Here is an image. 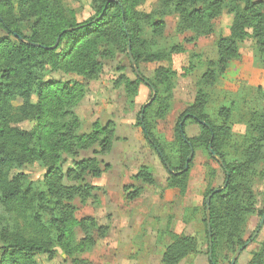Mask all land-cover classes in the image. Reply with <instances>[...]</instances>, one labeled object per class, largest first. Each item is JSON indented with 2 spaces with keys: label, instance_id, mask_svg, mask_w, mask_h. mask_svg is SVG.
Masks as SVG:
<instances>
[{
  "label": "trees",
  "instance_id": "trees-1",
  "mask_svg": "<svg viewBox=\"0 0 264 264\" xmlns=\"http://www.w3.org/2000/svg\"><path fill=\"white\" fill-rule=\"evenodd\" d=\"M90 1L94 16L78 23L75 11L64 9L63 0H0V32L5 34L0 37V264H38L36 256L40 255L52 261L57 249L65 256L73 257L93 247V231L101 238L106 234L107 228L97 226L92 218L76 220L75 207L71 202L77 199L83 204L94 199L96 188L87 183L86 178L99 179L110 169L108 164L102 168L97 157L110 153L115 140V125L111 121L103 127L95 124L92 132L78 133L81 122L74 109L86 95L85 83L73 82L70 78L48 80L46 76L60 73L83 81H95L103 70L101 60L112 59L117 53L127 54L128 47L137 68L140 62L154 63L161 57L157 54L143 55L139 51L142 44L140 14L135 12V8L144 0ZM161 2L165 9H171L177 16L180 32L193 33L192 40L211 34L213 21L223 13L232 16L228 36L220 37L216 43V66L220 72L238 58L239 43L246 39H252L256 51L264 55V1ZM28 23H31L30 36H25L23 29ZM164 27L163 22L152 24L156 35H161ZM57 40L54 50L44 49L54 46ZM180 51L178 47L172 49V52ZM192 68L185 70V76ZM140 76L147 84L136 76L134 81L120 76L116 85L119 87L122 84L126 94H135L140 84L156 91L154 101L145 109L141 108L136 126L141 129L143 138L168 174L165 189L176 190L183 196L194 152L202 149L214 161L208 152L209 145L228 172L226 188L210 200L212 260H208V264H217L215 252L223 242L230 245L233 254L244 245L241 228L246 219L255 213L254 196L249 185L243 187L241 181L248 183L245 178L250 180L254 176V167L264 164V83L252 88L262 106L248 115L241 164L230 166L223 155V149L232 135L229 124L231 111L220 109L218 116L223 122L212 123L205 112L207 101L201 90L177 118L172 141L177 158L173 163L155 138L152 126L170 113L177 73L159 67L151 78ZM217 76V72L210 69L200 81L210 87ZM140 115L143 116L142 122ZM23 122H32V128H18V124ZM187 123L199 126L197 136H186ZM94 148L92 157L77 159L79 152ZM191 151L192 160L188 170L183 171ZM66 156L71 158V162L64 170ZM165 164L169 165L172 174ZM34 165L44 170L39 186L24 172ZM223 173L225 183L224 170ZM258 174L264 180V172ZM134 179L149 186L155 182L147 167H141ZM214 190L209 188L205 199ZM242 191L247 196L245 200L240 197ZM124 192L127 193L126 199L133 201L139 197L140 191L135 188L129 192L127 187ZM263 211L259 212L260 216ZM203 223L208 257L209 234L206 220ZM76 228L84 233V238L77 244L74 240ZM169 236L171 242L162 253L161 264H179L197 252L194 237L172 233ZM247 264H264V241Z\"/></svg>",
  "mask_w": 264,
  "mask_h": 264
},
{
  "label": "rangeland",
  "instance_id": "rangeland-1",
  "mask_svg": "<svg viewBox=\"0 0 264 264\" xmlns=\"http://www.w3.org/2000/svg\"><path fill=\"white\" fill-rule=\"evenodd\" d=\"M264 1V0H254ZM66 11L76 13L78 23L94 16L90 0H63ZM140 14L141 28L139 51L143 54H157L161 60L154 63L140 62L138 69L145 78H151L159 67L167 68L177 73L173 82L172 106L164 120L156 121L153 134L165 148L171 162L177 158V150L173 141V130L179 115L194 101L196 93L201 90L206 96V109L210 121L221 124L223 119L218 116L220 109L231 111L229 124L231 138L223 149L225 161L230 165L241 164L243 138L246 135L247 120L250 112L259 110L262 103L252 88L264 83V55H260L252 39L239 43V56L229 66L220 72L216 43L220 37L228 36L232 16L223 13L213 21L212 33L194 37L191 32H180L177 16L171 9H165L161 0H144L136 8ZM142 16H147L144 19ZM163 22L165 27L161 35L153 32L152 24ZM28 23L24 26L23 35L30 36ZM5 36L0 32V37ZM178 47L180 52H172ZM103 70L95 81H83L76 76H64L54 73L46 79L67 80L86 85V97L74 109L81 124L78 133L87 134L93 131L94 125L103 127L107 122L115 125V140L110 153L98 156L101 167L108 164L110 169L101 178H86L87 183L96 189L94 199L81 204L77 199L71 202L75 207L74 217L80 221L92 218L97 226L106 227L104 237H99L93 231V247L84 253L67 257L57 249L54 260L46 256H36L38 264H160L159 256L171 242L169 233L194 237L197 240V252L182 260L180 264H208L207 238L205 234L206 220L204 201L209 188L220 189L224 183V173L220 166L212 161L206 151L199 149L194 152L190 165L189 180L186 193L181 196L176 190H166L168 174L155 152L143 138L141 129L136 126L138 114L151 99L152 92L140 84V91L126 94L124 86L116 82L120 76L134 81L135 75L126 53H117L114 58L101 60ZM213 64L210 66L209 64ZM194 67V68H192ZM193 70L185 76L186 71ZM215 70L218 76L210 86L201 83V77L207 70ZM163 92L164 89L161 88ZM94 104L90 112V102ZM131 123V124H130ZM32 122L18 124L22 130H30ZM198 125L187 123L185 134L188 138L199 134ZM94 149L79 152L77 159L92 157ZM65 170L70 166L71 158L65 157ZM141 167H147L154 178L152 186L136 181L134 176ZM255 174L249 180L241 181L243 187L249 185L254 196L255 213L246 219L241 228V238L247 242L259 225V212L264 209V180L259 172H264V164L254 167ZM30 179L39 186L44 170L34 165L24 170ZM129 192L139 189V197L133 201L126 199L124 188ZM243 200L247 199L242 191ZM1 212V209H0ZM84 238V233L74 229L75 243ZM226 241V239H223ZM264 241V223L256 238L240 254L235 264H247L252 255L258 252ZM230 245L225 242L215 252L217 264H230L233 257Z\"/></svg>",
  "mask_w": 264,
  "mask_h": 264
},
{
  "label": "water",
  "instance_id": "water-1",
  "mask_svg": "<svg viewBox=\"0 0 264 264\" xmlns=\"http://www.w3.org/2000/svg\"><path fill=\"white\" fill-rule=\"evenodd\" d=\"M20 41H23L22 38H19ZM57 43H58V40L56 41L55 45L52 46V47H44V49L46 50H54L57 46ZM37 47H41V46H38V45H35ZM127 54H128V57H129V60H130V63H131V66H132V69H133V72L135 74V76L140 79V80H143L145 83L146 81L144 79L141 78L140 76V73H139V70L132 58V55H131V49L130 47L127 48ZM147 84V83H146ZM151 92H152V96H151V99L148 101V103L143 106V109H145V107L149 106L155 99V96H156V91L153 89V88H150ZM139 119H140V122H142V119H143V116L140 115L139 116ZM202 125L204 123H201ZM208 152L211 154V157L212 159L221 167L222 170H224V172L226 173V181L225 183L223 184L222 188L220 189H217V190H214L212 194H210L206 200H205V216H206V226H207V232L209 234V252H208V260L209 262H211L212 260V251H211V246H212V243H211V239H210V200L212 198V196L216 193H219L221 191H223L226 186H227V182H228V178H229V175H228V172L227 170L225 169V166L222 162V160L220 159V157H218L213 151H212V147L211 145H209L208 147ZM192 157H193V151H191L190 155L188 156L187 160H186V163H185V167H184V170L183 171H187L188 170V164L189 162L192 160ZM165 168L167 169V171L169 173H173V171L170 169L169 165L168 164H165ZM264 223V211H263V214L261 216V219H260V222H259V225L257 226V229L255 230V232L253 233V235L251 236V238L244 243V245L242 247H240L236 252L235 254L233 255L231 261H230V264H235L237 259L239 258L240 254L246 249V247L256 238V236L258 235V233L260 232V228L261 226L263 225Z\"/></svg>",
  "mask_w": 264,
  "mask_h": 264
},
{
  "label": "crops",
  "instance_id": "crops-1",
  "mask_svg": "<svg viewBox=\"0 0 264 264\" xmlns=\"http://www.w3.org/2000/svg\"><path fill=\"white\" fill-rule=\"evenodd\" d=\"M259 86H262V85H259ZM139 89H140V86L138 87V91H140ZM86 93H87V92H86ZM85 97H86V95H85ZM85 97H84V99H85ZM84 99H83V100H84ZM83 100H82V101H83ZM92 101H93V100H91V102H90V112H93V111H92V108H93L94 104H92V103H93ZM130 124H131V123H130ZM141 133H142V132H141ZM163 252H164V249L162 250V252H161V254H160V256H159V262L161 261V256H162V253H163ZM181 262H182V261H181ZM181 262H180V263H181ZM180 263H179V264H180ZM160 264H161V263H160Z\"/></svg>",
  "mask_w": 264,
  "mask_h": 264
}]
</instances>
